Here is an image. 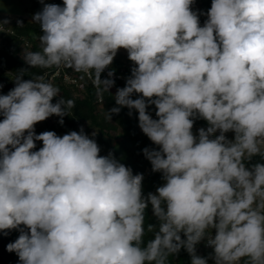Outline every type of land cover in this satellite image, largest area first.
Segmentation results:
<instances>
[{"label": "clouds", "instance_id": "clouds-1", "mask_svg": "<svg viewBox=\"0 0 264 264\" xmlns=\"http://www.w3.org/2000/svg\"><path fill=\"white\" fill-rule=\"evenodd\" d=\"M194 2L40 0L41 51L24 62L86 73L102 101L115 80L101 73L126 50L134 66L106 118L138 112L163 184L145 196L144 175L101 156L83 127L36 134L75 102L44 76L17 75L0 94V234L19 232L6 245L19 264H168L182 249L190 264H264V0H211L207 13ZM197 119L208 127L194 134ZM149 207L157 223L145 228Z\"/></svg>", "mask_w": 264, "mask_h": 264}, {"label": "trees", "instance_id": "trees-1", "mask_svg": "<svg viewBox=\"0 0 264 264\" xmlns=\"http://www.w3.org/2000/svg\"><path fill=\"white\" fill-rule=\"evenodd\" d=\"M45 1L46 3L59 4L57 0ZM210 7L211 0H195L192 5L194 11L198 10L202 13H207ZM34 8L40 11L42 6L35 1ZM206 19V15H200L201 26H203ZM17 21H21L22 24H18ZM7 26L14 33L4 32L0 34V78L8 82L7 85H0V94H7L13 89L15 87L14 80L21 73L24 74L25 80L37 76H44V78L49 79L58 68H61V73L53 78V84L59 88L60 94L66 100L72 99L75 102V107L70 110L69 116L63 117V125L58 123L61 118L53 115L55 120L51 121L47 118L42 121L44 128L43 130L37 128L38 133L54 131L57 135L63 136L70 131L79 132L80 128L83 127L85 134L89 135V138L96 140L101 156H106L109 152H112L117 160L125 166L131 167L133 174L142 173L144 175L143 193L145 196L149 192H155L156 188L163 184L162 174L152 172L151 164L144 157L142 149L145 147L158 148V146L154 145L139 128L138 112L133 109L131 110L132 115L129 116V109L125 107L121 109L119 114H113L111 120L106 118L107 111L117 106L114 100L117 88L124 87L126 81L117 79L109 92L103 93V100L100 101L97 97V89L86 73L77 72L67 66L29 67L24 62L22 57L26 51H41L39 40L41 31L38 23L18 16L11 25ZM133 66L129 59L125 63L120 57L116 56L108 69L128 78ZM65 73L76 78L78 84L68 83L64 78ZM101 78H108L107 71L101 73ZM133 98H137V96L134 94ZM58 99L59 97H54L53 103ZM149 108H155V106L153 105ZM113 127H115L116 133L113 132ZM201 127L207 128V122L197 119L193 129L197 132ZM93 132H96L95 137L91 135ZM233 137L234 135H232L231 139ZM40 147H42V142L36 141L35 150ZM255 159L258 160L259 157ZM149 223H157L151 214L150 207L145 212V228H147ZM18 235L19 232L17 230H12L8 236L0 234V264H19L18 256L14 252L9 253L6 250V245L14 241ZM151 238L152 233L146 232L145 241ZM196 247L198 255L207 257L211 252L210 249L204 247L201 243ZM168 264H190V257L182 249L178 255L169 256ZM209 264H212V261H209Z\"/></svg>", "mask_w": 264, "mask_h": 264}, {"label": "rangeland", "instance_id": "rangeland-1", "mask_svg": "<svg viewBox=\"0 0 264 264\" xmlns=\"http://www.w3.org/2000/svg\"><path fill=\"white\" fill-rule=\"evenodd\" d=\"M12 1L16 2L19 6H23V8L24 7L26 8V11L20 16L25 17L26 19L31 20V21H33L32 20L33 15L38 12L34 8L35 1L38 2L43 7V4L40 3V0H12ZM57 1L59 2V4L61 6L63 5V0H57ZM44 2L46 3L45 0H44ZM1 4H4V2L0 0V17L2 20H8L9 21L8 24L11 25L17 16L5 14L4 9H1ZM13 6L15 7V5H13ZM16 8H18V7H16ZM116 56L120 57L123 62H125V63L128 62V54H127L126 50H124V49L119 50ZM7 83H8L7 80L0 78V85H7ZM48 119L53 121V120H55V117L50 116ZM35 128L36 129L39 128V129L43 130V128H44L43 122L37 123L35 125ZM113 132L116 133L115 127H113ZM196 134H197V132H196ZM226 135L229 139H231V137H232V135H234V133L229 132Z\"/></svg>", "mask_w": 264, "mask_h": 264}, {"label": "built area", "instance_id": "built-area-1", "mask_svg": "<svg viewBox=\"0 0 264 264\" xmlns=\"http://www.w3.org/2000/svg\"><path fill=\"white\" fill-rule=\"evenodd\" d=\"M0 20H2L1 17H0ZM4 32L14 33V31H13L10 27H8L7 24L3 26V30L0 31V34H1V33H4ZM105 71H107V73H108V71H112V70L106 68ZM60 73H61V68H58V69H57V70H56V71L50 76L49 79L45 78V80H46V81H50V82L53 83V78H54L55 76L59 75ZM64 78H65V80H66L68 83H75V84H78L77 79L74 78V77H72V76L69 75L68 73H65V74H64ZM113 79H114L115 82H116L117 79H122V80L126 81L127 78H126L124 75H122V74H116V73L114 72V77H113ZM99 100H100V99H99ZM100 101H101V100H100ZM148 112H149V114H150L154 119L157 118V117L155 116V112H156V109H155V108H148ZM35 132H36V134H39L38 131L36 130V128H35ZM193 133L196 134V130H195V129H193ZM201 244L204 245V247H206L204 242H201ZM206 248H208V247H206ZM208 249H210V248H208ZM210 250L212 251V249H210Z\"/></svg>", "mask_w": 264, "mask_h": 264}, {"label": "crops", "instance_id": "crops-1", "mask_svg": "<svg viewBox=\"0 0 264 264\" xmlns=\"http://www.w3.org/2000/svg\"><path fill=\"white\" fill-rule=\"evenodd\" d=\"M1 1L4 2V4H1V9H4L5 14H9L12 16L16 15L18 17L26 11L25 7L23 8V6H19L16 2H13L12 0H1ZM13 5H15V7Z\"/></svg>", "mask_w": 264, "mask_h": 264}]
</instances>
